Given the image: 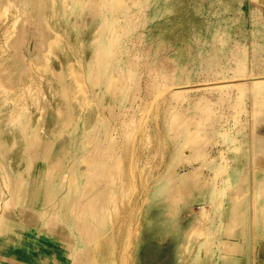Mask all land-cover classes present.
Listing matches in <instances>:
<instances>
[{
  "label": "bare ground",
  "instance_id": "6f19581e",
  "mask_svg": "<svg viewBox=\"0 0 264 264\" xmlns=\"http://www.w3.org/2000/svg\"><path fill=\"white\" fill-rule=\"evenodd\" d=\"M49 1L52 7L45 8L42 17L38 19L40 27L45 31L44 39L42 38L44 49L37 57L28 59L20 49L15 50L12 46L17 28L19 25H24L23 17L26 14L24 1L0 0V62L4 60L3 63L12 62L23 77V81L15 88L7 86L0 77V264H5L4 260L9 264H80L82 255L87 249L86 242L80 240V234H76L71 224L65 223L62 226L63 231L59 232L49 222L50 216L45 207L48 200L47 190L55 187V182L58 180L61 182L57 187L62 189L70 174L73 176L68 165H59L58 161L51 162L49 154L57 150L55 148L61 137L66 146L72 147V138L78 129L81 113H84L85 117L87 115L97 117V106L90 96L89 83H95L96 75L91 71L94 69L98 73L99 66L93 63L100 57L104 66L110 64L113 44L124 35L120 27L128 29L132 26L130 22L120 23L116 17L118 10L126 8L127 0H97L99 10L96 18L91 27L82 32H79L78 28L68 29L61 23L60 17H56L58 3L61 5L62 14L69 15L72 10L71 15L74 16V12L79 10L81 0ZM220 1L231 14L230 0ZM167 6L170 8L171 4L168 3ZM158 12L161 10H157ZM237 14L239 17L222 21L216 27L219 47L227 48L234 62L231 67L233 79L220 82L224 84L221 94L227 93L231 86L237 87L232 112L225 125L217 127L212 124L210 130H206L204 129L206 123L203 121L198 123L194 130L191 129L188 119H184L179 111L186 94L192 92L191 89L171 88L165 84L158 88L153 102L146 110V115H141L136 127L128 124L124 132L121 147L128 162L129 172L134 178L138 175L145 178L150 173L147 160H142L143 155L139 151L143 130L146 127L145 118L157 113V102L164 100L167 93L172 99H176V106L165 116L166 127L168 130L178 127L181 142L170 151L167 160L160 142L159 152L163 154L161 164L164 162L165 167L163 171L157 173L153 185L146 186L140 202L136 203L134 208L126 210L129 214L125 229L119 224L117 211L119 208L116 201L121 199V196L118 189L120 183L117 181L114 182L117 186L116 191L113 190L117 193L114 192L111 198L107 197L108 202L101 201L100 207L96 208L98 212L95 206L97 207L99 199L95 200V204L88 201V208L81 204L78 206L81 200L72 202L69 197L59 205L57 202L55 214H59L57 209L67 207L69 216L70 214L73 216L75 223L81 227L80 231H84L83 234H86L90 243H95L98 251L103 250L105 243L108 245L112 259L105 264H264V73H257L252 64L254 59L259 60L264 55V23L253 16L251 20L253 28L250 34L233 33V29L243 24L240 16L256 14V11L248 14L239 8ZM92 29L96 33L91 38L89 32ZM233 37L235 40L230 43ZM249 38L251 41L248 43ZM102 41L103 45L100 48ZM97 50L102 52L100 56L96 54ZM180 54L181 52L178 51L176 57H180ZM219 55H221L219 48L213 46L211 52L204 55L203 62L212 64L214 58H218ZM36 59L39 62H36ZM117 66L123 68L124 64L117 61ZM47 79L52 83L46 85ZM107 81L106 86L101 87L103 99L109 102L120 100L119 104L122 106L123 99L127 100L130 97L131 89L121 88L113 76L109 75ZM214 84L217 82L209 83V85ZM114 88L119 91L115 95L112 93ZM193 91L198 92L199 89L195 88ZM206 93L198 98L196 105L207 106L206 109H209V104L214 103L216 96L212 95L209 98ZM59 96L72 101L73 109L66 113L65 120L62 118L64 121L61 130L47 143L49 146L51 142L50 150L46 151L42 158L49 165L46 168L35 166L33 155L27 150L31 144L41 141L42 137L43 139L49 137L47 125L40 127L45 114L48 127L53 128L57 124V117L61 111L59 112V106L54 104ZM218 97L220 99V96ZM248 127H250L249 133ZM38 128L42 129L38 130ZM213 136H216L215 141L221 147V151L216 156L210 155L203 149L206 142L212 141ZM156 138L160 139V135L156 134ZM88 145L89 141L84 142L85 147ZM186 149L190 150L189 155L186 154ZM119 155L121 158V154ZM88 158L89 156L86 160H89ZM184 160L200 161L199 170L195 169L196 172L192 174L196 180L203 174V168L209 170L210 176L201 186H193L192 195L187 201L178 204L177 214L170 216L166 210L171 187L175 185L184 187L190 183V178L181 179L174 172L176 165ZM122 161H120L121 165ZM82 164L85 168V163ZM121 165L119 168L122 171ZM89 166H87L88 172L91 171ZM19 168L23 169V174L27 173L29 176L24 184L22 183L24 179L19 183L14 180L19 175ZM245 174L246 178L242 183L241 178ZM92 185L90 188H93ZM90 188L86 190L91 191ZM137 188V181L134 179L132 194L120 204V210L124 209L126 204L133 202ZM101 198L103 200V197ZM93 200L92 198L90 201ZM199 200L205 202L199 207L201 214L199 225L202 227L203 224L206 231L199 230V227L195 229L191 224L196 215L194 202ZM86 212L89 215H86ZM35 214L38 215V220L33 223ZM241 219L246 220V227H241ZM26 220L32 221L37 227L43 222L41 229L44 233L54 236L48 242L54 248L52 254L43 252L42 246L38 243L29 246L39 252V257L34 263L23 259L16 251L11 253L5 249H9L14 244L18 245L21 237H31L30 229L25 224ZM64 221L67 219L64 218ZM228 232L233 237L225 239V234ZM120 234H123L121 244L118 240ZM197 237L198 241L195 240ZM134 238L140 239L143 243L140 250L133 249ZM64 249L69 250V253L66 252L69 256L65 259L62 258Z\"/></svg>",
  "mask_w": 264,
  "mask_h": 264
},
{
  "label": "rangeland",
  "instance_id": "374dc122",
  "mask_svg": "<svg viewBox=\"0 0 264 264\" xmlns=\"http://www.w3.org/2000/svg\"><path fill=\"white\" fill-rule=\"evenodd\" d=\"M23 1V7L26 9V14L23 17L24 25H19L17 28L15 33L17 36L14 35L12 46L15 50L20 49L23 55L30 59L37 57L44 49V41L42 40L44 39L45 31L40 27L38 19L42 17L43 10L45 8L50 9L52 4L49 0ZM255 1L256 0H230L229 6L231 7V14H229V10L224 8L220 0H127L126 8L116 12V17L120 23L130 22L129 24L132 26L128 27V29L120 27V31L123 32L124 35L120 37L117 43L113 44V55L110 59L111 67L109 63L104 66V62H101L100 57L99 60L93 63V65L97 63L99 66L98 73H96L94 69L91 71L96 75L95 83H89L90 96L97 106V117L94 118L90 115L85 117V114L81 113L78 129L72 138V147L66 146L63 137H61V140L57 144V148H55L57 150L49 154L51 162L58 161L59 165L66 164L69 166L71 173L73 172V176L70 174L62 189L57 187L59 182H61L58 180L55 182V187L53 186L47 190L48 200L45 207L50 216L49 222L51 225L55 226V230L59 232L63 231L62 226L65 223L71 224L76 234H80V240L86 242L87 249L82 255L80 264H105V262H111V251L106 243L104 244L103 250L101 252L98 251L95 243H90L86 234H83L84 231H80L81 227L79 224L75 223L73 216L71 214L69 216V209L67 207L57 209L59 214H55L57 202L59 205V203H62L63 200L69 197L72 202H80L81 200L78 206L81 204V206L83 205L88 208V201L91 204H93L92 202L95 204V200L99 199L97 201V207L95 206V210L98 212V206L100 207L99 203H101V201L108 202L109 198L117 193L115 192L117 186L114 185V182L117 181L120 183L118 189L121 196V199L116 201L117 207L119 208L117 209L119 224L122 229H125L127 215L129 214L126 210H128V208H134L135 204L140 202L142 192L147 188L146 186H152L157 177V173L163 171L165 167L164 162L161 164L163 154L159 152L160 142H162L161 145H163L166 154L165 160L168 159L170 151L181 142L179 128L175 127L176 129L168 130L165 121L167 112L176 106V99H172L171 95L167 93L164 100L157 102V113L145 118L146 127L143 130V140L140 142L139 148L140 153L143 155L142 160L146 159L149 165L150 173L145 178L140 177V175L134 178L129 172L128 162L124 157V150L121 146L124 139V132L128 128V124H130L131 127H136L141 115H146V110L153 102L158 88L168 84L171 88H182L183 90L191 89L190 91L192 92H189L188 95L186 94L179 108L182 117L188 119V124L191 129L194 130V127L203 121L206 123L204 128L206 130H210L211 126H213L212 124L217 127L225 125L232 112V105L237 95V87L231 86L227 93L224 92L221 94V91L224 90V84L220 82L233 79L231 67L234 65V62L230 57L228 49L219 47V43H217L219 41V36L216 34V27L222 21H228L229 18L239 17L237 10L242 8L245 13L250 14L252 11H256V14L240 16L243 24L239 28L233 29V33L239 32L240 34L241 32H245L246 34H250L253 28L251 23L253 16L258 17L260 21L264 23V3L259 4ZM167 2L171 4L170 8H168ZM60 7L61 5L58 3L56 17H60L61 23L70 30L78 28V31L82 32L91 27L92 22L96 18V13L99 10V3L97 0H81L79 3V10L76 9L77 11L74 12V16L71 15L73 12L72 10H70L69 15L62 14ZM159 9L161 12L157 13ZM26 17L28 18L26 19ZM89 33L92 38L95 36L96 31L92 29ZM235 37L230 40V43L234 42ZM250 41V38L247 39L248 43ZM102 45L103 41L100 42V48H102ZM213 46L219 48L221 55H219L218 58H214L212 64H207L203 62V58L206 53L211 52ZM178 51L181 52L180 57H176ZM96 54L100 56L102 52L97 50ZM117 61H121L124 67L119 68L117 66ZM3 62H5V60ZM3 62H0V77L7 86L17 87V85L23 81L22 74L15 68V64L12 62ZM36 62H39L38 59H36ZM252 64L257 73H264V68H262L264 67V55L259 60L254 59ZM106 67H109V70ZM109 75L116 79L121 88L131 89L130 97L127 100L123 99L122 106L119 104L120 100H117V102H109L103 99V89L101 87L106 86ZM49 82L52 83L50 79L45 80L46 85H48ZM212 82H217V84H214L215 86L209 85V83ZM98 86H100V88H98ZM195 88H198L199 91L194 92L193 89ZM118 92L119 91L114 88L112 93L115 95ZM204 93L208 94L209 98L212 97V95L213 97L216 96L214 103L209 104V109H206L207 106L200 107L196 105L198 104V98ZM218 96H220V99H218ZM54 105L59 106L58 110L59 112L61 111L57 117V124L53 128L50 126L48 127V123H46L48 119L45 114L43 120H41L40 127H45V125H47L49 137L46 139L42 137V143L38 140L35 144H31L29 150H27L33 155L35 166L46 168L49 165V163L42 158L43 154L50 150L51 142L49 146H47V143L57 135L59 130H61L66 113H69L73 109V102L65 99L63 96H59L58 101L55 102ZM133 118V122L136 120L134 124L131 122ZM39 129L42 128H38V130ZM34 130H36V128ZM249 130L250 127L247 129L248 133L250 132ZM156 134L160 135V139L156 138ZM113 135L114 137H112ZM38 137L40 138V135ZM215 139L216 136H213L212 141L209 140L206 142L203 148L204 151H208L212 156H216L221 151V147H219ZM86 141H89L87 147L84 146V142ZM190 153V150L186 149V154L189 155ZM119 154H121V158ZM86 155L89 156V160H86ZM88 161L91 163L89 164ZM120 161H122V165ZM82 163H85V168ZM88 165L91 167V171L89 172L87 171ZM120 165L123 168L122 171L121 168H119ZM200 165L201 163L199 160H184L176 165L174 171L176 176L184 180L190 178V183L186 184L184 187L180 185L171 187L167 197L168 206L166 212L168 215L173 216L177 214L179 210L178 204L187 201L193 193V186H201L205 179L210 176L207 168L202 169L203 174H201L200 179L196 180L194 176H192V174L199 170ZM26 169H28L27 165ZM92 169L94 170L92 171ZM18 173L19 175L14 180L19 183L20 180L22 181V179H24L22 181L23 184L27 182L26 180L29 176H27V173L23 174L22 168H19ZM87 177H89V179ZM244 178H246V174L241 178V182ZM134 179L137 181L138 185L134 194V200L132 203L126 204L124 209L120 210V204H123L125 199H127L126 197L132 194V181ZM92 180L94 183H92ZM91 184H93V188H90ZM88 187L91 189V191L88 189L90 192L86 190ZM121 188L124 189L122 190ZM114 189L115 191H113ZM104 193L105 195H103ZM99 195L103 197V200ZM92 198L94 200L90 201ZM204 203L203 200L194 202L196 215L191 222V224H193L192 227H195V229L199 227V230L202 231L205 229L203 224L202 227L199 225L201 222L199 207ZM26 211L28 212V210ZM86 215H89L88 212H86ZM37 217L38 215L35 214L33 223L38 220ZM57 217H61L62 219L59 220ZM64 218L67 219V221H64ZM42 223L43 222L37 227V225L32 224V221H25V224L30 229L31 237L34 236L38 238V240H41V242H46L44 245L42 243L40 244L43 248V252L52 254L54 248L49 245L48 242L53 239L54 236H49L44 233V230L41 229ZM94 224L95 222L93 225ZM246 224V220L241 219V227H246ZM122 235L120 234L118 238L120 244L122 243ZM228 237H233L230 232L225 234V239ZM198 239L197 237L195 240L198 241ZM133 243L134 250L138 248L140 250V247L143 245L140 239L137 238H134ZM26 246L27 245L14 244L13 249L17 251ZM34 251L38 252L36 249H34ZM63 252L62 258L65 259L69 256L66 254V252L69 253V250L64 249ZM138 253H140V251H138ZM135 255L136 254L133 252V256ZM84 261H86V263Z\"/></svg>",
  "mask_w": 264,
  "mask_h": 264
},
{
  "label": "crops",
  "instance_id": "0c3cea01",
  "mask_svg": "<svg viewBox=\"0 0 264 264\" xmlns=\"http://www.w3.org/2000/svg\"><path fill=\"white\" fill-rule=\"evenodd\" d=\"M251 1H254V0H251ZM255 2L260 4V3H264V0H256ZM33 243H38V244L42 243L44 245L46 242L45 243L41 242V240H38V238L32 236V237H21L19 244L27 245L29 247ZM27 246L22 248V249L20 248L19 250L16 251V253H17V255L22 257L23 259L30 260L31 262L34 263L37 261V259L39 257V252H35L34 249H31L30 247L27 248ZM5 249L7 252H11V253L14 252L13 245L9 249L8 248H5ZM4 261H5V264H9V262L7 260H4Z\"/></svg>",
  "mask_w": 264,
  "mask_h": 264
}]
</instances>
